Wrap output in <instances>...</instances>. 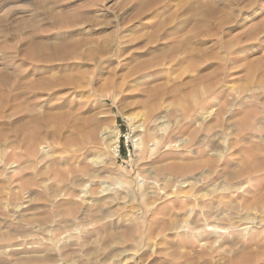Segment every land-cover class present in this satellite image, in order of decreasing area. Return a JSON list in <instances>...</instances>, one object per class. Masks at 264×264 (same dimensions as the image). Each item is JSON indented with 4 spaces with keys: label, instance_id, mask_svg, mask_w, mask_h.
Here are the masks:
<instances>
[{
    "label": "rangeland",
    "instance_id": "1",
    "mask_svg": "<svg viewBox=\"0 0 264 264\" xmlns=\"http://www.w3.org/2000/svg\"><path fill=\"white\" fill-rule=\"evenodd\" d=\"M0 264H264V0H0Z\"/></svg>",
    "mask_w": 264,
    "mask_h": 264
},
{
    "label": "bare ground",
    "instance_id": "2",
    "mask_svg": "<svg viewBox=\"0 0 264 264\" xmlns=\"http://www.w3.org/2000/svg\"><path fill=\"white\" fill-rule=\"evenodd\" d=\"M110 136H111V135H110ZM110 136H109V137H110ZM116 141H117V140H116V137H115L114 140H112L111 143L114 144ZM114 147H115V146H114ZM114 147H113V148H114Z\"/></svg>",
    "mask_w": 264,
    "mask_h": 264
}]
</instances>
